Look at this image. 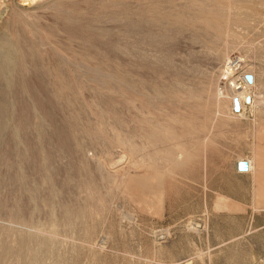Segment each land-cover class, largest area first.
Here are the masks:
<instances>
[{
	"label": "rangeland",
	"instance_id": "374dc122",
	"mask_svg": "<svg viewBox=\"0 0 264 264\" xmlns=\"http://www.w3.org/2000/svg\"><path fill=\"white\" fill-rule=\"evenodd\" d=\"M227 60L264 75V0H0V264H264Z\"/></svg>",
	"mask_w": 264,
	"mask_h": 264
},
{
	"label": "bare ground",
	"instance_id": "6f19581e",
	"mask_svg": "<svg viewBox=\"0 0 264 264\" xmlns=\"http://www.w3.org/2000/svg\"><path fill=\"white\" fill-rule=\"evenodd\" d=\"M4 57V56H3ZM243 61V60H242ZM240 60H235L230 62L227 60V65H231L230 67L227 66L225 73L222 74L221 80H218L216 92H217V100H221L224 97L231 96V110L232 113L245 117L247 114L246 112L248 109L252 107H257L260 111L264 109V75L260 73L254 67H250L243 71V73L239 76H233V73L242 68L244 62ZM252 74L253 81L249 82L246 79V75ZM247 96L251 97L250 102L246 101ZM235 99H237L240 103V109L237 111L235 109ZM220 112V111H219ZM247 160V159H241ZM249 161V160H248ZM238 163L236 167L238 168ZM250 163V169H253L254 162ZM247 172V171H246Z\"/></svg>",
	"mask_w": 264,
	"mask_h": 264
},
{
	"label": "crops",
	"instance_id": "0c3cea01",
	"mask_svg": "<svg viewBox=\"0 0 264 264\" xmlns=\"http://www.w3.org/2000/svg\"><path fill=\"white\" fill-rule=\"evenodd\" d=\"M220 111V112H219ZM216 115L220 117V119L222 120V118H224V132L225 133H244V130L246 129L245 127V121H250V115H246L245 117H241V116H238L234 113H231L229 114L230 117H227V115H225V113L218 109L216 111ZM197 116V115H195ZM191 121V119H190ZM259 133H260V130H259ZM236 138V137H235ZM232 136H228L226 137V140L224 138V145H227V146H231L232 144H234V139ZM260 140L261 138H259V143L258 145L260 146L261 143H260ZM241 159H247L249 160V162H254V167L253 169H250L248 170L247 172H242V171H239L238 168L236 167V170L238 172L239 175H245L246 173H250L252 171H254L255 169V161L253 158H248V157H243V156H239V159L236 160V164L238 161H240Z\"/></svg>",
	"mask_w": 264,
	"mask_h": 264
},
{
	"label": "water",
	"instance_id": "95a60500",
	"mask_svg": "<svg viewBox=\"0 0 264 264\" xmlns=\"http://www.w3.org/2000/svg\"><path fill=\"white\" fill-rule=\"evenodd\" d=\"M246 79L249 82H252L253 81V75L252 74L246 75ZM250 100H251V97L247 96L246 101L249 103ZM234 103H235V109L238 111L240 109V103L237 99H235ZM249 167H250V163L248 160H242V161H239V163H238V170L239 171L246 172L249 170Z\"/></svg>",
	"mask_w": 264,
	"mask_h": 264
}]
</instances>
